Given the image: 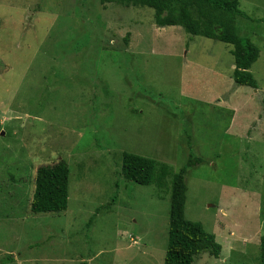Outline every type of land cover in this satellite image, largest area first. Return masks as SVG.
<instances>
[{
  "label": "rangeland",
  "instance_id": "374dc122",
  "mask_svg": "<svg viewBox=\"0 0 264 264\" xmlns=\"http://www.w3.org/2000/svg\"><path fill=\"white\" fill-rule=\"evenodd\" d=\"M238 8V34L259 48L256 88L233 83L231 45L159 27L149 7L0 0V264H163L169 177L125 180L122 151L173 172L199 157L184 216L222 250L193 264H260L264 0ZM60 159L66 210L31 213L36 168Z\"/></svg>",
  "mask_w": 264,
  "mask_h": 264
},
{
  "label": "trees",
  "instance_id": "16d2710c",
  "mask_svg": "<svg viewBox=\"0 0 264 264\" xmlns=\"http://www.w3.org/2000/svg\"><path fill=\"white\" fill-rule=\"evenodd\" d=\"M123 6H146L153 9L154 23L159 27L179 26L188 35L202 36L231 45L233 59L231 78L235 85L256 88L250 67L259 56V48L237 32L236 17H248L238 8V0H100ZM185 165L177 171L163 162L128 151L120 154V175L139 185H167L169 177L168 231L163 264H193L202 254L214 258L221 255L222 246L215 235L199 221L184 216L186 199L185 171L197 166L201 159L188 155ZM69 165L64 159L40 165L35 170L29 211L60 213L68 203ZM118 183L116 182V186ZM114 197H111L114 201ZM260 264H264V234L259 239ZM76 264H88L82 260Z\"/></svg>",
  "mask_w": 264,
  "mask_h": 264
}]
</instances>
